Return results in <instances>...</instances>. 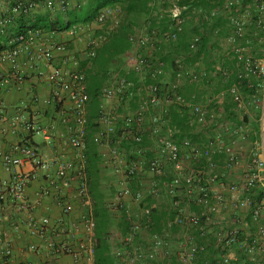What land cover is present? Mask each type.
<instances>
[{"label": "crops", "instance_id": "crops-1", "mask_svg": "<svg viewBox=\"0 0 264 264\" xmlns=\"http://www.w3.org/2000/svg\"><path fill=\"white\" fill-rule=\"evenodd\" d=\"M15 1L16 0H2L3 8L5 10H10ZM84 1L85 0H72V8ZM197 1L198 0H189L190 6L187 5L188 10L185 14L182 32L188 39H191L193 36H199L201 49L203 48V50H201V53L197 57L191 55L188 59H184L180 55H175L177 49L173 47L175 46L173 42L165 40L162 34L157 31L158 34L155 38L153 49L136 48L131 44L130 48L123 53L122 57H119L120 59L108 60L102 68L94 69L92 66H89V57L86 56L85 42L88 38L99 36V34L104 37L105 26L91 23L88 25L89 29L80 34V36L84 35L85 38H83V40L78 38V36L74 37L69 35L68 30L48 33L42 31L44 37H49L51 41L56 44H63L66 48L65 54L55 53L54 59L50 64L28 62L24 58L21 66L24 80L21 84H16L13 79L9 78V66L7 64L1 65L0 68L4 70L8 78V83L0 90V103L5 111L4 119L2 121L0 120V185L7 182L10 175L9 171L4 168L1 162V156L10 152L19 144H28L33 147L40 156L61 160H71L73 158V152L66 144L69 135L68 126H73L71 104L65 92L55 88L38 74L40 70L45 73L49 71L52 66L56 67L61 65L64 56H67L70 60L76 61L75 66L70 62L65 68L70 71L77 70L82 73L85 77V85L86 83L90 85L92 78H96L100 81V93L104 85H111L113 83L112 76H120L121 74H126L129 77L132 76L134 78V83L140 88L145 86L148 82L151 84L154 82L159 84L158 86L161 88L159 101L164 110V113L161 115L163 119L161 127L162 133L170 128L169 126L172 124L170 114L178 108L182 109L179 112H182L184 109L186 111V116L189 117L188 125L190 129L187 132V138L192 139L199 149L207 145L210 139L217 134H220L221 138H224V132L230 129L233 119L237 123H242L239 130H237L244 133L243 135L241 134L243 136L242 139H244V137V140L247 138L250 141L256 137L259 139L260 129L261 126H263L264 95L261 99V106L258 113L260 125L258 135L254 137L251 132V122L254 120L255 114L251 109V103L249 101L246 103L242 101L243 103L241 102L239 105L236 103L233 104L229 89L226 87L227 82L236 76L237 63L241 58V56L233 54L232 45L226 42L231 32V26L229 25L230 11L223 9L220 3L209 1L208 3L203 2L198 4ZM236 1H238L240 5L239 14L245 16L247 19L244 39L238 40L237 45L243 47L244 52L254 60H261L264 56V50L262 49V41L264 39L260 37L259 40L258 34L260 30H254V20L257 15L252 7V2L247 0ZM36 2L38 4L37 10L28 16H15L12 28L19 25L28 27L34 24H40L43 20H55L57 16L64 20L67 16V13L61 14L57 9L51 13L47 12L43 6L42 0H36ZM53 2L55 3L56 0H53ZM72 8L68 11L70 12ZM214 9H216V14L211 16L210 12ZM115 16L118 22H120L124 14H122L119 9ZM108 22L111 23L109 20ZM122 26L135 35L149 34V31H147L148 24L146 18L142 14H132L128 16ZM260 32L262 33V31ZM218 33L223 36L222 41L219 40ZM263 34L262 36H264ZM140 55L149 58V68L141 73L129 71L130 62L136 56ZM177 58L181 59L183 70L201 71L203 73V76L197 82L181 81L177 88V92L185 100H190L191 102L203 106L210 114L216 117V122L202 126L196 125L191 121L192 115L190 110L185 107H180L173 102L172 96L168 92V87L173 83L176 74L175 67L172 66L171 61L173 62ZM162 60L165 62V65L160 68L157 62ZM103 68L109 69L105 81H102V76H104L106 72ZM155 70H157L156 73H154ZM222 71L228 73L223 79H221ZM251 79V77H246V82H249ZM246 82L243 81L239 89L245 90L243 92L249 94L251 88L247 86ZM55 93L57 95H55ZM252 94L248 95L249 98L254 97ZM132 97L137 100L134 102V100L131 99ZM145 99V94L142 92L140 94L133 92L132 94L129 93V95L124 93L112 101L104 100L100 94V105H94L92 102H88L85 113L88 119L94 117L98 108H103L111 113L116 122L115 131H120V136L118 137L119 142L123 147H126L130 140L127 132L123 130L122 119L134 113L137 108V102H144ZM233 106H238L239 109L243 110L239 119L231 112ZM154 111L153 108L149 107L146 111V117L152 115ZM17 112L22 113L27 118L33 119L45 127H50V142H45L39 135H32L25 132L20 126H11L10 119ZM62 112L66 117V122L60 121V114ZM197 126H199V128H197ZM102 127L103 126L98 123L96 126L97 131ZM213 130L215 135H212ZM210 131L212 132L209 133ZM143 138H145L148 145L151 144L153 149L154 144L152 145L153 141L151 142V138L148 136H144ZM130 144L132 145V143ZM96 147L97 150L94 152V157L99 159V164L97 166L98 172L95 182L96 189H93V191L95 196L101 198V202L105 204V207L108 202L114 200L116 192L124 186L132 190L140 188L145 191V182H147L150 177L149 174L142 173L132 181V179L125 178L124 175L115 173L113 168L105 163V155L107 156L109 153V145H96ZM149 148L150 147L146 150V155L148 157L153 155V151ZM103 149L105 151H103ZM86 151L88 157H90L88 150H85V152ZM260 151L264 156V150L260 149ZM124 153L122 160L118 162L121 170H125V165L132 156V150L126 149ZM211 159L215 164V170L213 172L202 165L195 170L203 172L204 176H208L212 173L217 174L218 181L212 188L222 192L226 200L219 204L215 213L210 214L209 221L202 224V231L187 226H174L169 234L164 236L165 223L177 216V211L171 206L172 198L165 194H162L154 201L145 195L140 205L135 204L131 199H124L122 206L119 208L115 210L106 208L108 212L106 221L108 228L106 244L110 249L111 256L115 250H120L124 247L120 239L127 234L128 217L133 216V220L141 222L142 219L139 216L135 218L134 215L137 213L140 214L139 211L143 208L150 207L151 224L147 228L141 227L137 231L134 239L135 244L139 247L143 255L140 264H218L222 256H227L234 264H256V262L264 264V238L261 240V243L252 248L250 252H244L241 243L243 240H248L250 237H253V235L255 236L256 228L255 225L252 222L250 223L248 218H246V210L237 207L234 202L227 199V185L229 183H235L240 187L242 186V180L228 179L227 174H229V172L223 166L225 163L224 154L217 153L213 155ZM192 163L196 164L195 162ZM21 169L31 172L34 168L30 165H25ZM34 171L35 176L30 180L24 192V200L31 205V209L28 211H19L16 202L11 200L5 201L0 207V239L9 241L11 246V255L7 260V264H21L23 262L35 261L41 264H88L85 259L74 263L67 255L54 256L48 251L44 239L31 237L27 234L23 226V221L27 216H31L34 219L46 217L55 225V222H57L59 218H63L65 222L78 220L83 211V208L78 204L67 200L68 197L63 199L56 195L40 196L41 190L47 188V186L38 171L35 169ZM90 182L92 181H89V186ZM72 189L73 184L66 187L63 186L62 192L67 196ZM243 193L244 192L240 193V198ZM182 197V192L176 193V198ZM65 202L70 205L71 211L67 216H62L61 205ZM262 205L264 206V200L262 201ZM200 210L201 208L194 205L184 206V211L190 215L197 214ZM15 225L19 226L17 231L14 229ZM228 229H235L238 232V242L228 246H218L216 239L218 232ZM155 234L161 236L163 240L161 246L156 250L151 248L153 235ZM49 236L56 242L65 239L64 234L60 233L58 230L52 231ZM187 236L191 237L193 244L197 247V253L190 261L185 259V257L183 259L181 258V255L185 256L188 249L185 245V238ZM31 244L36 246V252L28 249Z\"/></svg>", "mask_w": 264, "mask_h": 264}, {"label": "built area", "instance_id": "built-area-1", "mask_svg": "<svg viewBox=\"0 0 264 264\" xmlns=\"http://www.w3.org/2000/svg\"><path fill=\"white\" fill-rule=\"evenodd\" d=\"M43 6L47 12H53L57 9L61 14H66L72 8V0H42ZM163 3L168 2L165 14L168 19L167 30L162 33L165 40L176 42L178 36L183 32L185 14L188 6L180 4L179 0H158ZM215 3L222 4L223 9L230 11L229 25L231 32L226 42L232 45V52L236 56H241L237 63L236 80L230 85L229 92L232 101L236 104L242 102L239 93L240 85L246 82V77H251L260 81V83L247 84L251 89L259 88L264 85V60H254L251 56L244 52V48L237 45L238 40L244 39L245 27L247 19L239 14L240 5L236 0H211ZM253 9L256 12L254 20L257 30L264 33V0H251ZM38 4L36 0H16L10 10H5L0 0V36H5L8 29L12 28L15 16H28L37 10ZM117 9L110 7L101 8L95 18L94 23L104 25L108 19L112 20V27H116L117 18L115 14ZM216 9L210 12L213 16ZM89 29L88 25L72 26L68 30V34L74 37ZM157 32L151 31L149 34L135 35L128 37L129 42L136 48L153 49ZM260 40V38H258ZM104 37L94 36L85 42V50L87 57H93L96 50L100 48ZM200 44L199 36H193L188 43V49L195 52ZM0 49V66L7 64L9 66V78L13 79L16 84H21L24 80L21 66L22 60L25 58L28 62L50 64L54 59V54H65L66 48L63 44H56L49 37H44L42 31L38 29H27L23 32L13 33L3 44ZM72 62L76 65L75 60L68 59L64 56L59 66H52L49 71H38L45 81L55 88L66 93L67 99L71 104L73 126H68L69 135L66 144L73 152L71 160H61L52 157L40 156L38 152L28 144H19L10 152L1 156V162L4 168L9 171L10 175L7 182L0 185V207L2 204L11 200L16 202L18 209L28 211L31 209L24 200L25 189L35 176V171L42 176L47 188L40 192V196H58L60 198L70 200L83 208L78 220L65 222L63 218H59L55 225L51 223L49 218L34 219L27 216L23 221V226L27 234L31 237H37L46 241L48 251L54 256L67 255L74 263L85 259L88 264H94V249L92 246V236L95 229L94 221V201L89 189V177L86 171V133L88 126V118L85 110L88 103V94L85 87V77L77 70H67L65 66ZM157 65L162 68L164 64L159 61ZM150 66L147 56H136L131 62L129 69L141 73ZM176 74L173 83L168 87V92L172 96L173 102L178 106L185 107L190 110L192 115L191 121L196 125H207L213 123L215 118L203 106L184 100L177 92V88L181 81L197 82L202 76L201 71L183 70L181 59L174 60ZM155 70L154 73H156ZM223 77L227 76L226 71L221 72ZM113 83L104 85L101 89V96L104 100L112 101L129 90L135 88L131 81L123 77L112 76ZM8 83V78L0 68V90ZM161 88L155 84H149L138 87L136 93L145 94V101H138L136 111L123 117V130L129 135V140L137 147L135 149L136 158L130 159L125 165V170H121L118 162L124 156V150L119 146V139L115 138L116 122L114 116L104 110L99 109L98 123L103 127L92 137L96 145H109V153L105 155V163L109 164L113 171L117 174L124 175L125 178L131 179L139 177L142 173L149 174L145 191L143 189L132 190L124 186L119 189L114 200L106 204L109 210H115L122 206L124 199H131L135 204L140 205L145 195L152 201L156 200L162 194L172 198L171 206L177 211V216L165 223L164 236L168 235L174 226H187L202 231V224L209 221L210 214L217 211L219 204L226 200L225 195L212 188L218 181V175L212 173L204 176L203 172L192 168L184 169L182 159L185 158L190 162H195L199 158L206 161L205 167L214 171V161L211 159L213 155L222 153L225 156L224 166L229 168L237 163V157L232 149L225 145L221 135L217 134L211 138L207 145L199 149L192 144L188 138H179L176 136L177 130L168 128L162 133L164 113L159 101V92ZM55 95H57L55 93ZM149 107L155 111L152 115L146 117V111ZM5 117V111L0 103V120ZM60 121L66 122L63 112L60 114ZM10 125L13 127L20 126L25 132L32 135H39L41 138L50 142V127H45L33 119L27 118L20 112L15 113L10 119ZM148 136L154 144L151 149L153 155L148 157L144 146L141 145L143 137ZM241 139L243 136L241 135ZM258 149L264 150V132L263 126L260 129V137L258 141ZM140 146V148H138ZM182 155V156H180ZM255 167L246 173L242 180V186L235 183H229L226 187L227 199L234 204L247 210L251 206V198H240V193L253 189L257 185L264 183V161L259 157L253 160ZM30 165L33 169L31 172L23 171L21 168ZM73 184V189L66 196L62 192V187ZM182 192V198H176V193ZM194 205L201 208L200 212L190 215L184 211V206ZM150 207L143 208L134 217L138 216L141 222L133 220V216L128 217L127 234L120 239L123 242V249L115 250L112 253L113 264H140L142 261V252L135 244L134 239L137 231L141 227L147 228L151 224ZM70 205L65 202L61 205L62 216L70 214ZM264 214L260 207H252L251 218L254 222H258L259 216ZM15 231L19 229L18 225L14 226ZM58 230L63 233L65 239L56 242L50 238L52 231ZM264 238V223L257 225L256 235L252 238L251 243L247 245L245 241L241 243L242 247L252 248L258 246ZM217 242L228 246L238 242L237 231L235 229L221 230L217 234ZM162 237L153 235L151 248L155 250L162 244ZM185 245L188 248L185 256L181 258L190 261L197 253V247L193 244L191 237L185 238ZM185 247V248H186ZM30 251L36 252L34 244L29 245ZM11 255L10 242L0 239V264H7V260ZM220 264H234L227 256H222ZM21 264H41L39 262H23ZM261 264V262H256Z\"/></svg>", "mask_w": 264, "mask_h": 264}, {"label": "trees", "instance_id": "trees-1", "mask_svg": "<svg viewBox=\"0 0 264 264\" xmlns=\"http://www.w3.org/2000/svg\"><path fill=\"white\" fill-rule=\"evenodd\" d=\"M211 0H198L197 3L201 4L203 2H209ZM250 1L251 0H247ZM180 4H185L189 5V0H179ZM168 6V2L165 1L163 3L159 2L158 0H85L83 3H80L72 8V10L67 12V16L64 18V20L60 17L57 16L55 20H43L41 21L40 24H34L32 26H24V25H19L15 28L8 29L6 32L5 36H0V49H2L4 46L3 44L6 42V40L13 34V33H18V32H23L27 29H38L40 31L44 32H61V31H67L69 30L72 26H78V25H89L91 23H94L95 18L97 16L98 11L103 8V7H110L114 8L121 11L122 14H124V17L122 21L118 22L117 20V25L116 27H112L110 25L112 23L111 19H108L111 21V23L107 22L103 25L105 26V35H104V41L102 42V45L98 50H96L95 54L93 57H89L88 63L90 64L89 66H92L94 69H99L102 68L105 64L106 61H111L115 59H120L119 57H122L123 53L127 51L131 43L128 40V37L132 35L133 33H130V30H126L122 25L125 23L127 20V17L132 15V14H142L146 18V22L148 24L147 31H155L158 33H163L164 31L167 30V23L168 19L166 17L165 11ZM161 7V8H159ZM119 8V9H118ZM161 11V12H160ZM255 27V24H254ZM254 29V28H253ZM254 30H257L255 27ZM261 31V30H260ZM259 31L258 37H262L264 39V36H262V33ZM101 35V34H99ZM216 35V34H215ZM264 35V34H263ZM102 36V35H101ZM218 38L219 40L222 41L223 36L218 33ZM190 39V38H189ZM189 39L187 36L184 34H180L178 36V39L176 42L173 44L175 46V49H177V52L175 55H180L184 59H188L189 56L194 55L197 57L200 53L201 50V44H199L198 49L195 52H191L188 49V41ZM214 40V38H213ZM263 46L262 49L264 50V40L262 41ZM164 65L165 62L162 60L161 61ZM172 66H174V61H171ZM175 67V66H174ZM90 69V68H89ZM105 69V68H103ZM176 70V68H174ZM102 70V69H100ZM105 75L102 76V81H105L106 76L108 74L109 69H105ZM132 71V70H129ZM134 72V71H132ZM118 77H123L128 81H131L133 85L135 86L134 89L129 90L126 92V94L129 95L132 94L133 92L136 91L138 88L136 84L134 83V78L132 76H127L126 74H121ZM224 77L221 76V79ZM87 79V77H86ZM236 80V76L233 77L231 80L227 82V89L230 88V85ZM87 82V81H86ZM90 85L86 83V92L88 94V102H92L94 105H100V81L96 78H92L90 81ZM151 84L148 82L146 85ZM155 85H159L157 83H152ZM160 87V86H159ZM243 88V87H242ZM245 91V90H242ZM255 88L250 89L249 95L254 93ZM160 94V92H159ZM123 95V94H122ZM183 98V97H182ZM132 100L134 102L137 100L136 98L132 97ZM184 99V98H183ZM185 100V99H184ZM190 101V100H187ZM233 104H235L232 101ZM182 107V106H180ZM95 112L94 117H91L88 119V126H87V133L85 136L86 139V150H88V154H90V157L87 155V151L85 152L86 156V171L87 175L89 177V180L92 181L90 182V192L93 197L94 201V221H95V229L93 232L92 236V246L94 249V264H113V259L110 253V249L107 247L106 244V239H107V209L105 207V204L101 202V198L99 196H95L93 189H96V180H97V166L99 164V159L94 157V152L97 150L96 144L93 142V136L97 132L96 126L98 125V112ZM180 108L177 110H174L170 114V118L172 121V124H170L171 129H177V134L179 138H187L188 136V131H189V117L186 116L185 110L183 109L182 112H179ZM96 120V121H95ZM215 122H216V117H215ZM251 129L254 130L255 134L258 133L259 130V118L256 117V120L251 122ZM179 131V133H178ZM263 132H264V115H263ZM116 138L120 136V131L116 130L115 131ZM256 137V136H255ZM256 139V138H255ZM253 139V141L255 140ZM189 141L192 143V139L189 138ZM252 141V140H251ZM145 138H143L141 145H145ZM130 141L126 147L122 144L119 143L120 148H124L123 150L129 149L132 150V158H136V145ZM140 148V146L138 147ZM182 156V155H180ZM130 161V160H129ZM127 161V163L129 162ZM196 164H200L205 166L206 161L204 158H199L197 161H195ZM132 181L136 179V176L131 178ZM92 188V191H91ZM249 197L251 198V206L247 208L246 210V218H248V221L253 223L255 225L256 231H257V225L264 223V214H261L259 216L258 222H254L251 218V209L252 207H260L263 212H264V206L262 205V201L264 200V183L262 185H257L253 189H250L248 191H244L242 198ZM19 211H21L19 209ZM126 219V218H125ZM126 223V220H125ZM238 236V232H237ZM254 237V235H253ZM253 237H250L248 240H243L249 245L251 243V240ZM218 246L223 247V243H219ZM250 248L243 247L244 252H248ZM222 262V259L218 261V264Z\"/></svg>", "mask_w": 264, "mask_h": 264}, {"label": "rangeland", "instance_id": "rangeland-1", "mask_svg": "<svg viewBox=\"0 0 264 264\" xmlns=\"http://www.w3.org/2000/svg\"><path fill=\"white\" fill-rule=\"evenodd\" d=\"M78 38L83 40V38H85V37H84V35H81V36L79 35ZM262 60H264V56H263ZM251 80H249V82H246V84H249V83H253V84L260 83V81H258L256 79L252 78ZM239 93H240V95L242 97V101H244V103H246L248 101L251 103V106H252L251 109L253 110V113L255 114L254 115L255 116L254 120H256V117H258L259 109H260V106H261V99H262V97L264 95V85L262 87L256 88L254 93L252 94L254 97H251V98H249V96H248L249 94L248 93H246V92L244 93L241 89H239ZM231 112H233L235 117L239 119L240 115L243 112V110L239 109L238 106H233L232 109H231ZM214 122H215V120H214ZM234 122H235V120L233 119V122L230 125V129L228 131L224 132L225 136H224V138H222V140H223L224 144L229 146L232 149V151L235 153V155L237 157V163L232 165L229 168H226V170L229 172V174H227L228 179H235V180L240 179V180H243L244 175L255 167V164L253 162L254 158L259 157L260 160L264 161V156L261 153L260 149H258V145L257 144H258L259 139L257 137H256L257 139H255L254 141L253 140L250 141L247 138H246V140H244L245 137H244V139H241L240 138L241 134L243 135L244 133H241V132H239L237 130H239V128L242 125V123H239V122L238 123L237 122L234 123ZM197 128H199V126H197ZM205 128H206V126H205ZM211 132L212 131H210L209 133H211ZM251 132H252L254 137L258 135V133L255 134L254 130H252ZM212 135H215L214 130L212 132ZM151 142H152V140H151ZM192 144H194L193 141H192ZM152 145H153V142H152ZM145 146L147 148L150 147L149 149H152L151 144L148 145L147 142L144 145V148L147 149ZM103 151H105V150L103 149ZM182 166H183L184 169L192 168V169L195 170V169L200 167V164H193L192 162H190V161L186 160L185 158H183L182 159ZM224 168H225V166H224ZM214 170H215V166H214Z\"/></svg>", "mask_w": 264, "mask_h": 264}]
</instances>
